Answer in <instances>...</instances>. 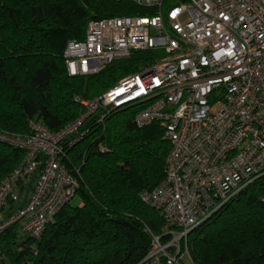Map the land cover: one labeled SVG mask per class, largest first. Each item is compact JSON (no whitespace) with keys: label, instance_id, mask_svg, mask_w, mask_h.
I'll return each mask as SVG.
<instances>
[{"label":"built area","instance_id":"1","mask_svg":"<svg viewBox=\"0 0 264 264\" xmlns=\"http://www.w3.org/2000/svg\"><path fill=\"white\" fill-rule=\"evenodd\" d=\"M126 1L152 12L89 20L83 39L65 44L67 74H97L137 51L159 54L97 95L76 98L80 114L57 131L35 121L25 136L0 131V142L25 152L0 179V233L18 223L22 239L38 240L78 187L62 162L66 149L110 112L135 107V125L157 123L169 143L163 179L138 197L171 236H153L138 264H183L188 232L264 175V0ZM34 172L24 204L4 217L8 200H22L18 182Z\"/></svg>","mask_w":264,"mask_h":264},{"label":"trees","instance_id":"2","mask_svg":"<svg viewBox=\"0 0 264 264\" xmlns=\"http://www.w3.org/2000/svg\"><path fill=\"white\" fill-rule=\"evenodd\" d=\"M151 12L126 0H0V131L25 136L29 121L57 131L80 114L76 98H91L153 60L158 52L137 51L97 74L71 76L62 57L68 40L83 39L89 20ZM136 111L110 112L66 149L62 162L77 179V205L66 203L38 240L22 239L18 223L8 226L0 233V259L138 264L153 236L162 243L170 239L160 214L138 197L163 179L169 143L157 123L137 127ZM24 155L22 148L0 142V179ZM36 177L34 172L18 182L22 200H8L4 217L24 204ZM185 241L189 264H264V175L188 232ZM180 244L182 250L183 240Z\"/></svg>","mask_w":264,"mask_h":264},{"label":"rangeland","instance_id":"3","mask_svg":"<svg viewBox=\"0 0 264 264\" xmlns=\"http://www.w3.org/2000/svg\"><path fill=\"white\" fill-rule=\"evenodd\" d=\"M77 203H78V198H77V197H74V198L71 199L70 202H69V204H70L71 206H75V205H77ZM166 230H167V226L164 224V225L162 226V231L165 232ZM182 262H183L184 264H189V263H190V262H189V258H188L186 255L183 257ZM0 264H8V262L5 261V260L0 259Z\"/></svg>","mask_w":264,"mask_h":264}]
</instances>
